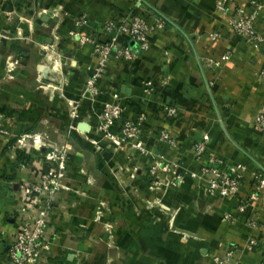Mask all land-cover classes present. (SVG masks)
<instances>
[{
    "label": "crops",
    "instance_id": "crops-1",
    "mask_svg": "<svg viewBox=\"0 0 264 264\" xmlns=\"http://www.w3.org/2000/svg\"><path fill=\"white\" fill-rule=\"evenodd\" d=\"M250 1L8 0L0 4V82L7 74L3 68L7 56L20 64L9 75L24 78L0 88V123L2 118L4 123L0 264L7 262L20 185L54 167L47 158L59 150L66 160L44 227L47 247L33 264L264 262V189L257 190L253 178V173L264 176V132L253 122V115L264 111V83L257 78L264 67V45L255 50L229 24L236 6L245 15L250 13ZM128 14L147 20L161 17L167 24L149 37L144 51L138 43L123 39L134 60H109L96 81L97 97L81 98V86L96 61L91 48L80 46L72 35H89L101 42V24ZM80 16L87 20L81 27L76 25ZM255 28L264 36L263 12ZM212 33L218 38L211 40ZM226 54L228 59L222 60ZM146 81L152 84L150 94L143 92ZM107 102L124 105L132 120L144 116L140 125L144 154L124 143L116 146L92 131ZM163 105L174 107L177 115L166 116ZM69 107L75 108L74 118ZM80 123L86 124L85 132L79 131ZM162 129L174 140L173 146L160 141ZM109 131L117 133L118 124ZM27 132L40 136L43 144L33 140L19 144L18 138L28 136ZM205 137L203 154L196 159L193 145ZM19 151L27 157L24 164L17 161ZM209 156L247 166L236 198L205 193V181L197 176ZM159 160L161 165L154 168ZM173 172L181 178L178 184ZM170 180L176 184L171 186ZM157 183L161 185L152 189ZM240 201L245 211L236 215ZM225 214L235 220L222 221ZM249 214H255L262 227L253 250L247 247ZM100 220L109 224L105 232L98 227Z\"/></svg>",
    "mask_w": 264,
    "mask_h": 264
},
{
    "label": "built area",
    "instance_id": "built-area-1",
    "mask_svg": "<svg viewBox=\"0 0 264 264\" xmlns=\"http://www.w3.org/2000/svg\"><path fill=\"white\" fill-rule=\"evenodd\" d=\"M7 1L0 0V4ZM249 4L251 9L247 15L243 13L240 7L236 6L229 24L235 35L242 38L246 44L255 50H258L264 45V36L257 33L255 23L260 18L261 13L264 14V4H261L258 0H251ZM218 9L225 13V7L219 5ZM86 23L85 16H80L76 21V25L79 27L84 26ZM165 25L166 21L161 17L147 20L140 16L128 14L117 21L108 19L101 24L100 35L104 37L101 42L89 35L74 33L72 37L78 39L80 46L91 48L92 56L96 61L93 73L81 86L83 98L93 101L97 97L99 91L96 81L102 76L109 60L126 63H131L134 60L133 50L123 39L138 43L139 49L144 51L149 46V37L163 31ZM209 38L215 40L218 36L212 33ZM226 59H228L227 54L222 57V60ZM257 78L264 83V67L257 73ZM58 83H61V81H58ZM152 90L151 82H144L143 92L150 94ZM160 108L168 117L177 115L174 107L163 105ZM74 117L75 112L72 113V118ZM143 120L144 116L142 114L133 120L130 119L124 105L107 102L103 104L98 114L97 124L92 131L116 146L124 143L136 152L144 154L140 132V125ZM253 122L264 132V111L255 113ZM115 123L118 124V131L113 134L109 129ZM159 135L161 142L168 146L174 145V140L170 138L166 129H162ZM33 142L37 145L43 144L40 136L33 139ZM205 144L206 137L193 145L196 159L201 158ZM53 153L54 155L49 156L47 159L55 162L54 167L43 171L36 180L20 185L21 196L15 208V224L9 231L11 241L6 247V264H33L38 259L40 250L47 247L44 239V227L47 216L52 209L55 193L60 188L61 171L66 160V156L60 154L59 151ZM161 163V160L157 161L154 168L159 167ZM247 170V166L243 163H228L217 156H209L207 164L200 168V174L197 178L204 179V190L208 196L236 198ZM173 177L178 184L181 178L174 172ZM253 178L257 182V190L264 189V176L261 173H253ZM176 183L171 180L168 182L171 186ZM158 185L161 184H153L151 188L157 189ZM253 196L252 194L251 197ZM244 211L245 203L240 201L236 206V215H241ZM234 218L231 214H225L222 221L233 222ZM246 225L251 232L247 239V247L249 250H253L257 245V237L262 227L255 214L248 215ZM260 264H264V262Z\"/></svg>",
    "mask_w": 264,
    "mask_h": 264
},
{
    "label": "rangeland",
    "instance_id": "rangeland-1",
    "mask_svg": "<svg viewBox=\"0 0 264 264\" xmlns=\"http://www.w3.org/2000/svg\"><path fill=\"white\" fill-rule=\"evenodd\" d=\"M4 63H3V68L5 69V71H6V73L7 74H5V75H3L2 76V78H1V82H0V88H2V86H7L8 85V81H13V82H16L17 81V79H19L20 81L22 80V79H24V78H22V77H16V76H14V75H9V71L12 69V70H14V68L16 67H19L20 66V64H17L18 63V60L17 59H15V58H12V57H10V56H7L5 59H4V61H3ZM55 64L52 62V64L50 65V67H51V69H52V67L54 66ZM20 68V67H19ZM18 68V69H19ZM54 68H55V66H54ZM55 70V69H54ZM61 81V80H60ZM7 82V83H6ZM49 83H51V81L49 82ZM3 91L0 89V93L3 95V93H2ZM5 97H7V96H5L4 95V97L3 98H5ZM83 97V95L81 94V98ZM72 106V104L70 105V107ZM69 107V110H70V112H75V108L74 109H72V108H70ZM3 109V108H2ZM2 121H3V118H2ZM1 121V123H0V132L3 130V125H4V123ZM69 126H70V124H68L67 126H66V130H70V128H69ZM28 134L29 133H31V132H27ZM33 135V136H32ZM37 135V134H36ZM36 137H35V134H29L28 136H23L22 135V137L20 138H18V142H19V144H21L20 142H26V140H33V139H35ZM59 152H60V154H62V155H65V153L64 152H62V151H60L59 150ZM52 154H50L49 156H51ZM50 161V160H49ZM53 162V161H52ZM41 174V173H40ZM102 202V201H101ZM97 204H100L99 202H97ZM101 210H104V209H101ZM101 221V220H100ZM102 223H100L99 225H98V227L100 228V231H103V232H105V228L106 227H108V225L109 224H107V222H105V220H102L101 221ZM114 227V226H113ZM100 241L103 243V244H105V238L102 236L101 238H100ZM104 252H102V254H103Z\"/></svg>",
    "mask_w": 264,
    "mask_h": 264
},
{
    "label": "trees",
    "instance_id": "trees-1",
    "mask_svg": "<svg viewBox=\"0 0 264 264\" xmlns=\"http://www.w3.org/2000/svg\"><path fill=\"white\" fill-rule=\"evenodd\" d=\"M18 153H19L18 156H17L18 163H22V164L26 163L27 162V159H26L27 157H25L24 154H22L20 151Z\"/></svg>",
    "mask_w": 264,
    "mask_h": 264
},
{
    "label": "water",
    "instance_id": "water-1",
    "mask_svg": "<svg viewBox=\"0 0 264 264\" xmlns=\"http://www.w3.org/2000/svg\"><path fill=\"white\" fill-rule=\"evenodd\" d=\"M220 123H221V122H220ZM78 129H79V131H81V132H85L86 129H87V126H86V124H84V123H80L79 126H78Z\"/></svg>",
    "mask_w": 264,
    "mask_h": 264
}]
</instances>
